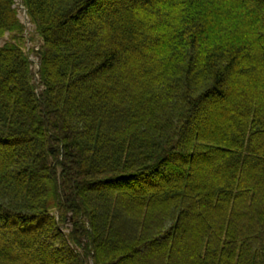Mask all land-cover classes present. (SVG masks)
Masks as SVG:
<instances>
[{
	"label": "trees",
	"instance_id": "16d2710c",
	"mask_svg": "<svg viewBox=\"0 0 264 264\" xmlns=\"http://www.w3.org/2000/svg\"><path fill=\"white\" fill-rule=\"evenodd\" d=\"M16 3L0 264H264V0Z\"/></svg>",
	"mask_w": 264,
	"mask_h": 264
},
{
	"label": "rangeland",
	"instance_id": "374dc122",
	"mask_svg": "<svg viewBox=\"0 0 264 264\" xmlns=\"http://www.w3.org/2000/svg\"><path fill=\"white\" fill-rule=\"evenodd\" d=\"M15 5L19 8L18 9L19 10L18 11L19 17H20L21 21L26 26L27 36L29 37L30 34H32V36L36 39V37H37L36 26L30 21L29 17L26 16L25 9L23 8V5L21 4V2L17 0V3ZM7 39H8V34H6L4 37L0 38V45L4 44ZM38 45H39V43H35V40L30 41V39H28V42L25 45L26 51H28L30 53V58L32 59V62H33L32 67H33L34 71L39 69V67H38L39 62H38L37 57L34 56V54L31 52V49L34 46H38ZM35 83L36 84L39 83L38 74L35 75ZM41 88H39L38 90H40ZM195 126H196V124H195ZM193 129H194V127H193ZM133 261H131V262H133ZM89 264H93V262L91 261Z\"/></svg>",
	"mask_w": 264,
	"mask_h": 264
},
{
	"label": "water",
	"instance_id": "95a60500",
	"mask_svg": "<svg viewBox=\"0 0 264 264\" xmlns=\"http://www.w3.org/2000/svg\"><path fill=\"white\" fill-rule=\"evenodd\" d=\"M25 14H26V16L28 17V15H27V9H25Z\"/></svg>",
	"mask_w": 264,
	"mask_h": 264
}]
</instances>
